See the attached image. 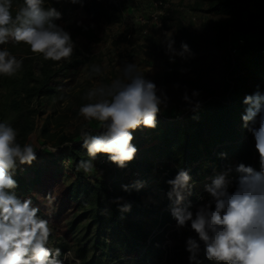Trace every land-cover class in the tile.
Wrapping results in <instances>:
<instances>
[{
    "label": "trees",
    "instance_id": "1",
    "mask_svg": "<svg viewBox=\"0 0 264 264\" xmlns=\"http://www.w3.org/2000/svg\"><path fill=\"white\" fill-rule=\"evenodd\" d=\"M255 1L257 11L264 13V0ZM206 2V12L227 13L234 19L242 12L247 14L246 22L234 31L222 29L223 44L228 54L224 56L225 71L215 84L222 86L223 93L217 94L208 84L200 82L203 69L200 68L196 77L179 78L174 65L165 61L163 83L176 84L179 81L190 86L192 90L188 96L193 103H187L182 109H162L157 116L156 128L137 129L133 133L132 143L138 152L126 168H118L108 160L107 155L99 154L97 157H105L108 164L101 171L84 173L77 165L81 160L87 161L91 157L82 147L81 128L96 135L103 131L99 123L82 125L72 134H67L51 132L48 127L50 116L43 119L39 128L43 141L39 147H34L36 159L31 165L18 164L13 174L18 187L10 191L22 200L31 198L33 205H36V193L56 188L62 200L73 204V218L67 228L73 237L71 244L61 238L53 246V249L61 250V260L66 251H71L73 264H76L75 259L79 261L78 264H155L161 252L158 248L159 236L156 234L150 244L146 240L152 229L155 226L160 228L164 222L153 218L154 215L162 217L159 207L143 204L142 196L150 193L154 187L166 193L169 186L166 181L171 179L161 176L159 170L152 171L153 163L157 160L170 161L176 165V168L171 169L172 177L183 168L189 172L192 182L196 183L207 174L224 171L231 161L237 164L242 162L259 170L254 139L252 136L245 137L247 129L243 127L241 117L247 107L243 104L245 96L257 91V86L264 93V30L255 28L257 13L248 8V0ZM22 4L23 0H12L13 17ZM44 6L55 7L62 13L63 20L80 7L68 0H45ZM83 7L87 13L102 17L107 22H115L120 16L112 0H104V3L84 0ZM64 28L70 32L72 39L79 34L89 33L85 30L86 26L75 22H69ZM145 38L151 47L163 55L162 45L156 44L150 35H145ZM175 39L179 45L181 42L187 43L193 53L201 49L200 37L181 24L178 25ZM238 39L243 40V44L238 47L237 54H232L230 49L232 46L237 47ZM11 46L10 51L16 52L23 64L15 76H0V122L7 121L17 130V142L23 146L35 130L36 115L45 112L42 108L45 100L66 101V109L77 114V108L84 104L83 96L79 97V94L83 95L84 91L72 94L76 96V102H72L71 92L64 90L61 77L74 75L86 61H98V57L75 48L69 60L45 61L42 56L33 55L25 44L11 43ZM198 60L188 59L187 64L195 71L197 68L194 64ZM92 65L96 64L92 61L88 69L91 70ZM99 79L104 84L112 81L105 74ZM193 90H198L199 96L193 97ZM197 101L200 108L192 111ZM57 120L54 119L55 123ZM49 146L57 150L48 152ZM66 159L68 164H64ZM127 168L139 175L127 176ZM138 180L145 182L139 191L134 188L130 192L123 191L122 185L131 186ZM195 189L194 185L193 191ZM116 197H123V201L114 203ZM124 204H130L131 210L122 212ZM38 215L45 219L40 211ZM63 261L64 264L69 263L68 259ZM200 261L201 264H213L204 256ZM183 264H189V260H184Z\"/></svg>",
    "mask_w": 264,
    "mask_h": 264
},
{
    "label": "clouds",
    "instance_id": "2",
    "mask_svg": "<svg viewBox=\"0 0 264 264\" xmlns=\"http://www.w3.org/2000/svg\"><path fill=\"white\" fill-rule=\"evenodd\" d=\"M68 2L81 7L84 4V0ZM44 5L45 0H23L13 17L12 0H0V45L9 41L22 43L45 61L69 60L76 43L70 32L57 23L62 13ZM162 43L170 63L175 62L176 56L182 59L194 56L187 43L181 42L180 50L174 47L172 31L163 33ZM22 64L7 48L0 49V76H15ZM105 71L98 64L91 67V73L97 76H103ZM120 72L111 83L90 88L84 96L90 102L79 108L80 117L89 123L97 121L103 129L92 135L81 128L82 147L91 159L81 160L77 167L86 174L93 171V160L99 154L107 155L118 168H126L138 152L132 143L133 133L141 127L156 128L158 114L162 107L168 106L164 89L146 78L136 64L125 62ZM199 94L198 90L192 92L193 97ZM183 100L193 103L187 91ZM243 104L247 107L241 119L254 139L259 170L241 162L209 177L211 183L204 186L208 199L195 212L189 199L194 189L189 172L180 168L174 178L166 181L169 185L166 197L177 230L189 229L195 233L185 243L189 264H201V254L213 264H264V93L259 91V86L257 91L245 96ZM199 108L197 101L192 111ZM17 135L9 122H0V264H64L61 250L48 247L52 234L49 221L38 215L40 210L33 206L31 198L22 200L10 191L18 187L13 179L18 164L31 165L36 159L33 144L21 146ZM56 150L48 147V152ZM144 184L138 180L131 186L122 185V189L139 191ZM48 199L51 201V196ZM121 201L123 197H116L113 202ZM130 210V204L121 208L122 212ZM64 257L69 259L71 254L65 253Z\"/></svg>",
    "mask_w": 264,
    "mask_h": 264
},
{
    "label": "rangeland",
    "instance_id": "3",
    "mask_svg": "<svg viewBox=\"0 0 264 264\" xmlns=\"http://www.w3.org/2000/svg\"><path fill=\"white\" fill-rule=\"evenodd\" d=\"M104 3V0H98ZM119 9V19L115 22H107L102 17L87 13L84 7H78L68 16L67 19L59 20L61 26H66L69 22H75L80 26H86L87 34H79L74 37L73 41L76 43V48H81L85 53L96 54L98 61L88 60L79 68V70L72 76H62L64 82V90L71 92L70 99L76 102V96L72 95L75 92L84 91L83 96L84 104L89 103L84 99L86 92L98 84H100L99 76L92 74L88 69L92 61L103 68H106L105 75L113 79L121 75L120 68L125 62L134 63L138 69L145 75L146 78L151 79L157 84L159 88H163L168 96V106L162 109L171 110L172 108L182 109L187 105L183 100L185 91L187 94L191 92L192 88L183 83L171 84L163 83L165 61L169 62V56L165 54V45L162 43L163 35L158 32L153 24L148 20L140 23L137 19L138 15L147 17L150 10V0H112ZM170 4L168 14L165 16L166 27L168 31L173 32L175 40L174 47L180 50V46L175 39L177 34L178 25L186 27L189 31L194 32L200 37L201 49L194 53V56H189L187 59H182L176 56L175 62L170 63L178 72L179 78L196 77L200 68L204 70L203 77L200 79L201 83L208 84L214 89L215 93L222 94V86L215 84L220 80L225 71L224 56L228 54L225 44H223L222 29L226 28L228 32L234 31L241 23L246 22V12L240 13L237 19L231 17L227 13H212L206 12L204 8L207 6L206 0H167ZM247 6L252 12L257 13L255 20V28L264 30V13L258 12L255 0H248ZM229 22V23H228ZM145 35H150L155 40L156 44L163 46V55H160L155 47L150 46V42L146 40ZM11 41L4 45H0V49L7 48L9 51L13 47ZM24 47V46H22ZM18 60L20 56L16 52H11ZM198 58L199 60L194 64L197 69L194 71L192 66L187 64L188 59ZM176 63V64H175ZM185 70V71H182ZM179 85V87H175ZM78 99V97H77ZM67 102L62 103L58 101H47L43 103L44 113L36 115L35 117V130L29 135L28 143L39 147L43 138L39 134V128L43 123L46 116H50L51 123L49 130L51 132H64L72 134L82 125L89 122L85 121L77 114L74 115L71 110L66 109ZM77 107V105H75ZM74 107V108H75ZM54 119H58L55 123ZM60 119V120H59ZM97 121H92L89 124H96ZM248 138L252 135L247 131ZM50 145L51 143L48 142ZM232 162V161H231ZM220 172V171H218ZM64 178V177H63ZM62 178V179H63ZM196 189L193 195L189 198L192 202V211L195 212L196 208L202 204L203 201H196V195L202 188L203 182L195 183ZM169 186L167 187V191ZM51 196V201L48 197ZM36 205L40 213L45 216L49 221L52 228L50 242L48 247L53 249V246L61 238H64L68 244H71L73 239L72 234L67 232L68 223L73 218V204L69 201H64L58 194L56 188H51L45 193L35 194ZM142 203L146 205H154L159 207V215H154L153 218L158 222L170 221V201L166 197V193H162L159 189L154 187L150 193L142 196ZM167 205L166 207H163ZM161 230V229H160ZM169 234L172 238L170 246V257L163 258V254L155 259V264H183L184 260H188L189 253L185 250L186 239L189 236L195 237V233L189 229L177 230L176 227L166 225L157 235L161 240L165 234ZM159 242V241H158ZM71 257L68 259V264H73L72 252ZM64 253V254H65ZM65 259V257H63ZM63 259V260H64ZM79 263L77 259L74 261Z\"/></svg>",
    "mask_w": 264,
    "mask_h": 264
},
{
    "label": "built area",
    "instance_id": "4",
    "mask_svg": "<svg viewBox=\"0 0 264 264\" xmlns=\"http://www.w3.org/2000/svg\"><path fill=\"white\" fill-rule=\"evenodd\" d=\"M150 2H151V6H150V10L148 12V16L145 17L142 15H138L137 19L140 21V23H144V22L149 20L153 24L154 28L156 30H158V32H160L161 35H163V33L165 31H168V29L166 27L165 16L169 12L170 4L167 0H150ZM242 44H243V40L238 39L237 40V47L232 46L230 49L231 53L237 54L238 47L241 46ZM245 137L248 138V135L246 134ZM64 164H68V159H66L64 161ZM93 164L95 165L93 171H101L102 168L108 164V162L105 159V157L101 156V157H97L95 160H93ZM110 165L112 167H114L113 164H110ZM230 165L235 166V165H237V162L232 161L230 163ZM174 168H176V165L173 162L166 161V160H157L153 163L152 171L156 172L157 170H159L161 176H168L172 179L174 177H172L171 169H174ZM218 173H220V172L215 171L212 174H207L203 177V179L201 181H199V182H203V185H202V188L200 189V191L196 195V199H195L196 201H203L204 199H206V197H208V193L204 190V186H205V184L211 183L210 179H208L209 177L215 176ZM125 174L127 176H130V177H133V176L137 177L139 175L138 172H130V170L128 168L126 169ZM233 175H235V173H233ZM159 180H160V178H158V181ZM195 183L196 182H193V184H195ZM200 197H203V199H200ZM171 224L174 227H176V222L172 218V216H171V220L164 222L160 226V228L155 226L152 229V231L150 232V235H149L148 239L146 240V243L150 244L151 239L154 238L157 233H159L162 229H164L166 225H171ZM171 244H172V238L167 233L164 235V237L161 240H159L158 248L160 249L161 253L163 254V258L170 257V246H171ZM68 252H70V251H68ZM202 257H203V254L200 255L199 259H201Z\"/></svg>",
    "mask_w": 264,
    "mask_h": 264
}]
</instances>
